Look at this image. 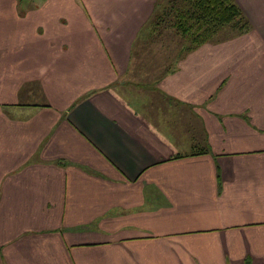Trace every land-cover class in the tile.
<instances>
[{"label":"crops","instance_id":"1","mask_svg":"<svg viewBox=\"0 0 264 264\" xmlns=\"http://www.w3.org/2000/svg\"><path fill=\"white\" fill-rule=\"evenodd\" d=\"M158 1L0 0V264H264V0L145 89Z\"/></svg>","mask_w":264,"mask_h":264},{"label":"trees","instance_id":"2","mask_svg":"<svg viewBox=\"0 0 264 264\" xmlns=\"http://www.w3.org/2000/svg\"><path fill=\"white\" fill-rule=\"evenodd\" d=\"M156 7V13L160 14L152 23V32L148 35L150 48L156 47L166 28L174 29L182 39V48L176 54L178 60L204 44L223 41L217 37L225 28H230L231 32L238 35L246 34L252 28L234 0H185L182 5L177 0H169L167 3L159 0ZM166 8L169 10L165 11ZM168 19L170 22H167ZM176 70L177 66L170 69L169 73Z\"/></svg>","mask_w":264,"mask_h":264},{"label":"rangeland","instance_id":"3","mask_svg":"<svg viewBox=\"0 0 264 264\" xmlns=\"http://www.w3.org/2000/svg\"><path fill=\"white\" fill-rule=\"evenodd\" d=\"M163 1V0H162ZM169 0H164L165 3H167ZM180 5L184 3L185 0L182 2L180 0H177ZM169 10V8H166L165 11ZM158 11L157 7L155 8V12L149 22V25L144 30V36L148 38V35H150V32H152L153 22L157 19V16L160 13H156ZM167 22H170V19L167 20ZM162 34V39H158L157 45L155 48H150L151 42L148 41L147 44L144 46L134 45L133 46V65L134 66H140L142 71H138L139 77H149L145 78L142 81V88L149 89L153 84L156 83V77L159 75H162L166 70L167 67L171 61L172 58L177 59V53L181 50V42L182 39L180 36L176 33L174 29L170 30L166 28ZM141 32H139L140 35ZM233 34H235L233 31L231 32L230 28L223 29L217 39L225 40L228 37H232ZM215 39V40H217ZM170 46V47H168ZM139 68V69H140ZM133 70L135 68L133 67ZM138 70V69H137ZM145 73H148L145 76ZM133 79H130V77L127 80V87H129L131 90L133 89V85L131 83ZM137 81V80H136ZM44 96V95H41ZM39 97L38 101L36 103H39L40 105L44 104L42 101V97ZM34 102L35 100L32 99ZM175 106L174 102H171L169 100L166 101V104L164 107L168 106ZM167 110L163 111L162 113L165 115L167 114ZM170 115V114H169Z\"/></svg>","mask_w":264,"mask_h":264}]
</instances>
